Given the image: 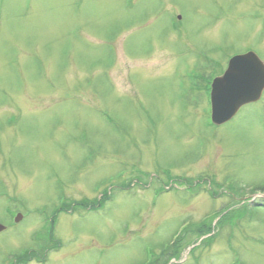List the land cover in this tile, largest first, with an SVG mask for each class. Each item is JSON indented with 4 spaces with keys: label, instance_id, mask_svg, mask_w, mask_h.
Wrapping results in <instances>:
<instances>
[{
    "label": "rangeland",
    "instance_id": "1",
    "mask_svg": "<svg viewBox=\"0 0 264 264\" xmlns=\"http://www.w3.org/2000/svg\"><path fill=\"white\" fill-rule=\"evenodd\" d=\"M246 51L264 0H0V264L62 200L29 264H264V91L210 122Z\"/></svg>",
    "mask_w": 264,
    "mask_h": 264
},
{
    "label": "water",
    "instance_id": "2",
    "mask_svg": "<svg viewBox=\"0 0 264 264\" xmlns=\"http://www.w3.org/2000/svg\"><path fill=\"white\" fill-rule=\"evenodd\" d=\"M263 89L264 63L257 55L247 52L233 56L224 74L211 84L212 122L219 125L230 120L241 106L257 101Z\"/></svg>",
    "mask_w": 264,
    "mask_h": 264
},
{
    "label": "trees",
    "instance_id": "3",
    "mask_svg": "<svg viewBox=\"0 0 264 264\" xmlns=\"http://www.w3.org/2000/svg\"><path fill=\"white\" fill-rule=\"evenodd\" d=\"M64 206H67V203H62V205L58 208L55 209L53 211V214L51 216V219L48 223V229L46 231V235H47V243L44 244V246L49 247L50 249H55V248H59L60 247V242L57 241L54 237H53V231H54V226H55V221H56V217L58 212H60L61 210H64ZM50 243V244H49ZM35 253L31 250H24L23 253H21L20 255H18L15 259V263L16 264H27L28 262H30L31 260L35 259Z\"/></svg>",
    "mask_w": 264,
    "mask_h": 264
}]
</instances>
